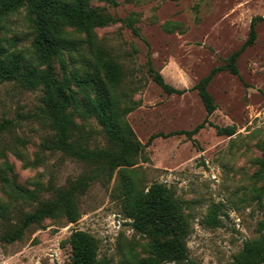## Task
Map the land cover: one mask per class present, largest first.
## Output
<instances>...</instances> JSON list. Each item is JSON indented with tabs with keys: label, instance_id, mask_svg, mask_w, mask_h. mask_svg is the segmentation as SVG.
Instances as JSON below:
<instances>
[{
	"label": "rangeland",
	"instance_id": "obj_1",
	"mask_svg": "<svg viewBox=\"0 0 264 264\" xmlns=\"http://www.w3.org/2000/svg\"><path fill=\"white\" fill-rule=\"evenodd\" d=\"M89 1L118 20L96 28L90 40L84 33L73 38L81 51L99 48L122 68L115 93L120 106L132 107L125 118L147 157L131 167L132 178L139 187L163 182L181 202L190 224L186 264H228L264 220V177L254 176L256 158H264V22L257 23L254 42L240 53L237 74L220 70L208 84L216 104L209 122L192 137L168 133L204 120L206 111L192 87L244 43L251 18L264 15V0H117L115 6ZM27 17L26 8H19L5 19L6 45L37 63ZM149 66L187 90L166 93ZM40 107L39 89L0 82V119L13 121L0 134V205L11 211L9 217L0 215V236L36 204L16 196L4 178L27 189L38 186L47 196V188L64 187L88 171L81 161L43 145L52 131ZM76 121L90 146L106 144L94 118ZM216 125H231L235 132L218 134ZM152 134L160 135L148 143ZM115 181L114 174L107 183L89 185L79 198L77 221L46 218L19 239L0 240V264H70L67 238L76 229L96 238L108 264H128L131 253L144 256L147 239L132 229L112 197Z\"/></svg>",
	"mask_w": 264,
	"mask_h": 264
},
{
	"label": "trees",
	"instance_id": "obj_2",
	"mask_svg": "<svg viewBox=\"0 0 264 264\" xmlns=\"http://www.w3.org/2000/svg\"><path fill=\"white\" fill-rule=\"evenodd\" d=\"M101 1L109 6L117 4V0ZM19 8L27 10L32 35L30 45L37 56V63L27 60L21 50L6 45L5 19ZM117 20L104 7L92 5L89 0H0V82L14 81L25 89H39L41 115L52 131L43 145L88 166V171L66 186L47 188V196L42 195L38 186L27 189L4 178L11 183L16 196L36 204L31 210L21 212L18 222L11 224L0 240L11 242L19 239L28 226L40 224L46 218L63 216L68 222L77 221L80 196L93 181L107 183L115 174L111 195L129 219L132 229L147 239L146 254L140 257L131 253L128 264H186V237L190 224L181 202L163 182L139 187L132 178L131 167L147 157L144 155L145 145L137 139L125 118L132 107L120 106L115 93L123 77L122 68L99 48L90 46L88 52L81 51L73 38L74 33H84L90 40L96 28ZM259 22H264V15L253 16L244 43L231 52L222 65L213 67L193 85L206 111L204 120L191 129L172 131L168 135L192 137L209 122L208 116L216 104L208 91V84L220 70L237 74V59L242 50L254 42L255 27ZM149 72L168 94H182L187 90L167 83L151 66ZM76 117L94 118L106 144L90 146ZM12 126L11 119L1 118L0 134ZM215 128L218 134L229 136L235 132L231 125H216ZM160 134H152L148 143ZM255 162L254 176L264 177V158L258 157ZM9 212L8 205H0L1 216L9 217ZM211 220L214 223L217 220L214 213ZM67 242L70 264H108L105 256H99L98 243L92 234L76 229L69 234ZM228 264H264V220L259 223L258 234L244 241Z\"/></svg>",
	"mask_w": 264,
	"mask_h": 264
}]
</instances>
